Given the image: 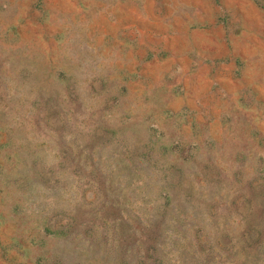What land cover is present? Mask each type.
I'll return each instance as SVG.
<instances>
[{
  "label": "rangeland",
  "instance_id": "rangeland-1",
  "mask_svg": "<svg viewBox=\"0 0 264 264\" xmlns=\"http://www.w3.org/2000/svg\"><path fill=\"white\" fill-rule=\"evenodd\" d=\"M0 264H264V0H0Z\"/></svg>",
  "mask_w": 264,
  "mask_h": 264
}]
</instances>
